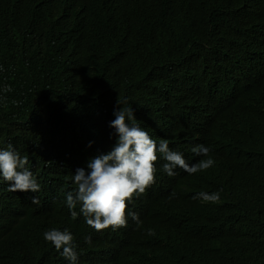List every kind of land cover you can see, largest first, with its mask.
<instances>
[{"label":"clouds","instance_id":"clouds-1","mask_svg":"<svg viewBox=\"0 0 264 264\" xmlns=\"http://www.w3.org/2000/svg\"><path fill=\"white\" fill-rule=\"evenodd\" d=\"M91 1L96 11L89 15ZM224 1L218 19L230 14L240 25H246L258 15L263 17L261 0ZM11 5L14 17L23 24L21 10L37 13L47 27L46 43L56 57L54 62L69 66L72 61L63 54L66 40L73 38L80 43L84 39L92 49L88 71L99 76L104 88L94 91L91 86L78 87L47 126L23 101L16 110L7 111L11 126L3 127L0 133L1 189L14 194L38 193L52 201L57 211L63 210L60 219H81L88 228L90 233L76 242L66 228L46 229L43 238L54 251L50 264H94L97 256L117 246L125 259L115 264H170L145 229L148 217L140 221L138 214L144 212L147 198L165 190L173 179L184 173H203L215 161L209 155L210 148L198 145L197 138L185 140L189 149L176 145L155 117L146 119L140 109L127 105L139 89L145 88L154 96L163 92L188 95L180 100L188 106L202 105L188 109L195 122L210 119L216 107L224 111L237 104L240 108L255 107L260 98L247 85L222 75L208 78L198 70L205 46L218 39L228 50L232 38L215 33L196 39L186 8L172 0L144 4L140 0H13ZM80 18L79 25L69 29L68 22ZM143 29L150 32L142 38ZM0 37V68L5 69L26 56V29L6 30ZM205 94L212 98L200 101ZM90 108L102 118L98 126L87 122ZM12 126L13 136L23 142L9 138ZM19 133H23L21 138ZM191 149L205 159L198 161L194 156L191 162ZM30 161L54 179L39 184ZM70 166L74 167L72 180L58 175ZM212 191L195 190L190 200L204 204L223 197ZM32 202L38 204L39 200L33 196ZM145 211L152 213L153 209ZM163 219L161 215L154 217V221ZM206 236L199 239L204 241ZM41 247L34 248L28 240L12 235L0 206V262L32 264Z\"/></svg>","mask_w":264,"mask_h":264},{"label":"trees","instance_id":"trees-1","mask_svg":"<svg viewBox=\"0 0 264 264\" xmlns=\"http://www.w3.org/2000/svg\"><path fill=\"white\" fill-rule=\"evenodd\" d=\"M12 1L0 0V34L6 30L26 29L27 54L18 58L12 67L0 68L1 134V130L11 126L8 124L11 113L7 111L16 110L22 101L25 107L33 108L41 124L47 126L78 87L91 86L94 91L104 88L99 76L88 71L92 49L84 39L80 43L73 38L66 40L63 54L72 61L69 66L54 62L56 57L46 43L47 27L39 21L37 13L21 10L25 27L14 17ZM172 2L186 8L196 39L205 34L212 37L215 33H225L232 38L228 50L218 39L202 49L203 62L198 65L200 73L212 79L219 75L235 78L260 99L255 107L240 108L237 104L228 111L216 107L210 119L195 122L188 111L192 105L180 100L188 95L163 92L154 96L148 89H139L127 107L140 109V115L145 118L155 117L176 145L189 149L185 140L197 138L200 141L198 145L210 148L209 155L215 161L203 173H184L165 185V190L149 196L144 212L138 214L139 219L148 217L145 229L149 231L150 239L155 240L161 257L167 258L170 264H264V4L261 8L263 17L258 15L252 24L240 25L230 14L218 19L224 0ZM140 3H150V0H140ZM41 7L46 9L45 5ZM95 11L91 1L89 15ZM84 20H87V15ZM80 22L81 18L69 21V29ZM149 32V29H143L142 38ZM234 95H238V88ZM201 97L197 99L202 102L212 98L208 94ZM201 106L192 107L198 109ZM86 119L89 125L98 126L102 118L90 108ZM14 129L12 126L8 131L10 139H17L13 136ZM21 135L23 133L18 137ZM192 149L191 162L195 160L194 156L198 161L205 159ZM30 166L39 184H47L54 179L38 164L30 161ZM73 170L74 167L70 166L58 175L72 180ZM216 187L223 196L217 202L197 204L190 200L195 190H214ZM33 196L38 198V204L32 202ZM0 206L6 213L12 235L28 240L34 248L42 244L32 264L51 262L54 251L43 238L46 229L66 228L75 238L74 242L90 233L81 219H60L58 215L63 210L57 211L52 201L41 198L38 193L14 194L0 187ZM148 208L153 212L145 211ZM157 215L165 219L154 221ZM205 234L206 238L201 241ZM126 257L129 258L127 253ZM122 259H125L122 248L117 246L116 250L97 256L94 264H104L106 260L115 264Z\"/></svg>","mask_w":264,"mask_h":264},{"label":"rangeland","instance_id":"rangeland-1","mask_svg":"<svg viewBox=\"0 0 264 264\" xmlns=\"http://www.w3.org/2000/svg\"><path fill=\"white\" fill-rule=\"evenodd\" d=\"M213 192H219V193H220V196L222 195V194H221V190L219 189V187H216V188L212 191V193H213Z\"/></svg>","mask_w":264,"mask_h":264},{"label":"bare ground","instance_id":"bare-ground-1","mask_svg":"<svg viewBox=\"0 0 264 264\" xmlns=\"http://www.w3.org/2000/svg\"><path fill=\"white\" fill-rule=\"evenodd\" d=\"M258 83V82H257Z\"/></svg>","mask_w":264,"mask_h":264}]
</instances>
